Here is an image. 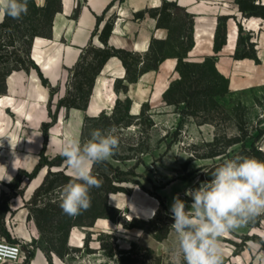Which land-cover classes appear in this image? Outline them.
Segmentation results:
<instances>
[{
    "label": "rangeland",
    "instance_id": "374dc122",
    "mask_svg": "<svg viewBox=\"0 0 264 264\" xmlns=\"http://www.w3.org/2000/svg\"><path fill=\"white\" fill-rule=\"evenodd\" d=\"M259 2L262 3L261 0ZM106 19L111 20L115 27V13L109 12ZM193 21L186 8L172 10L170 29H167L168 57L180 55L188 61L193 60L183 52L188 43L187 37L182 39L183 36H190ZM248 37L253 38L244 31V41L241 42L239 53L256 51L251 46L252 39L246 41ZM16 46L19 47V43ZM203 61L205 60L192 62ZM179 77L180 74H177L172 79L173 82ZM69 81L72 86L75 85L74 80ZM135 83H129L126 79L118 80L115 88L119 99L113 111L97 119L87 120L83 133L84 143L91 138L93 130L106 131L113 126L118 129V149L107 161L97 163L94 167L96 177L100 178L102 185L90 190L91 206L96 205L94 214L102 211L109 180L114 185L131 189L130 194L117 193L127 200L128 216L119 209L117 220L109 219L115 223L118 231L99 234L89 232L85 240L88 248L85 244L83 247L70 246L74 250L65 249L62 259L51 251L49 240L55 238L57 244H63L64 232H58L54 223L43 220L42 223L46 225L43 236L35 219L43 216L38 210H49L50 205L59 206V190L69 182L50 177L56 183L51 188V184H47L37 200L34 201L33 196L28 203L36 239L26 244L14 241L11 235L0 231L1 237L23 246L25 254L19 264L27 261L28 249L35 252L30 264L34 261V264H120L121 252H133L136 258L135 263L125 264H172V250L177 241L176 233L170 227L174 222L170 212L173 198L179 195L188 206L192 200L185 195L186 191L198 188L201 183L210 180L214 170L225 159L236 156L253 157L250 151L254 148L264 153V86L237 91L229 89L227 93L214 99L212 96L202 97L201 105L192 107L185 103L171 104L163 97L155 99L150 96L146 97L141 113L133 116L130 114L133 101L129 93L125 92L124 86L128 85L129 90L132 86L131 96L137 98ZM214 83L221 84L217 91H222L227 86L226 82L212 77L210 84ZM55 93L57 89L52 92L53 95ZM51 162L57 164V158ZM63 165H48L46 168L48 172L64 171ZM117 178L126 182H118ZM20 192L23 193L22 186L11 189L10 195L17 196ZM7 200L8 196L3 195V202ZM138 203L155 207L151 219H145ZM121 204L122 202L118 205ZM109 214L115 216L116 212ZM220 243L222 264H264V214L220 237Z\"/></svg>",
    "mask_w": 264,
    "mask_h": 264
},
{
    "label": "crops",
    "instance_id": "0c3cea01",
    "mask_svg": "<svg viewBox=\"0 0 264 264\" xmlns=\"http://www.w3.org/2000/svg\"><path fill=\"white\" fill-rule=\"evenodd\" d=\"M35 1L38 6H44L46 3V0ZM62 1L63 10L54 19L51 38L36 37L32 45V59L49 81V85L57 89V93L53 95L51 88L43 85L38 72L33 69L29 73L26 71L11 73L7 77V93L0 96V207L3 195H6L10 208L3 219V228L14 241L26 244L36 239V229L30 221L28 203L36 189L43 183L48 170L45 167L33 180H24L23 193L20 195L12 197L10 185L20 172H32L35 169L43 151L45 156L52 160L62 156L60 153L65 140L76 138L83 143L87 120L97 119L113 111L119 99L115 84L118 80L126 79L127 72L122 60L113 57L96 79L87 110L58 107L60 99L67 94L69 80L83 50L91 42L103 47L98 36L93 38L98 18H105L101 25L102 29L109 12L117 15L109 45L118 49L146 53L153 39H168V30L158 28L157 19L149 14L143 19L135 17L139 12L160 7L164 0H123L116 2L107 13V8L113 0ZM167 1H177L194 18L195 45L189 53L193 60H205L216 55V68L228 79L231 90L264 86V19L244 17L237 0ZM261 1L264 4V0ZM78 7L81 11L75 17V10ZM224 16L229 17L227 42L216 54L215 36L219 18ZM239 25L253 37L252 42L256 46L258 60L236 59L240 37ZM178 62L177 57H168L157 70L143 74L135 83L136 91L138 89L137 98L131 96L132 86L130 90L128 88L127 93L133 101L131 115L137 116L141 113L146 97L160 99L164 96L173 83L172 79L179 74ZM151 84L153 85L150 86ZM148 87L151 89L148 90ZM52 114H56V121L45 137L43 125L52 121ZM94 167L95 164L92 171ZM63 169L70 176L66 163ZM120 202L122 204L118 205ZM108 203L124 211L125 216H128L127 200L119 194H110ZM108 231L118 229L114 222L105 218L97 219L93 228L74 227L69 235V246L83 247L88 232L99 234Z\"/></svg>",
    "mask_w": 264,
    "mask_h": 264
},
{
    "label": "trees",
    "instance_id": "16d2710c",
    "mask_svg": "<svg viewBox=\"0 0 264 264\" xmlns=\"http://www.w3.org/2000/svg\"><path fill=\"white\" fill-rule=\"evenodd\" d=\"M123 0H113L107 8L106 13L115 5L116 2H122ZM240 11L246 18H262L264 19V4L259 0H237ZM183 8L177 1L164 0L163 4L154 9L139 12L135 15L136 19L145 18L146 14H149L152 18L157 19L158 28L170 29L169 22L173 9ZM63 10L62 0H46L44 6H38L35 0H28V10L26 15H22L19 19H13L5 16L4 20L0 22V96L7 93V77L15 71L36 70L42 80V83L46 87H50L54 93L55 88L49 85V81L44 77L40 68L32 59V45L33 40L36 37L51 38L54 19L56 15ZM81 8L78 7L75 10V17L80 14ZM105 13V14H106ZM192 19L194 20L193 16ZM229 17L224 16L219 18V25L215 36V52L218 54L227 42V21ZM103 18H98L97 26L93 32V38L99 37V40L103 44V47L95 46L91 42L82 52L80 59L73 69L70 80L75 81V85H71V81L68 83V91L64 98L60 99L59 108L79 109L87 110L89 102L93 93L95 82L99 74L102 72L106 63L113 57H117L122 60L124 67L126 68V80L129 83H135L146 72L157 70L160 64L168 58L166 51L168 45L167 40L153 39L149 50L142 54L125 49H118L109 45V39L114 31V24L111 20H108L105 26L101 29ZM98 32V33H97ZM190 36H183L182 39H188V43L183 52L189 54L194 45V21L192 22V30ZM239 43L236 52V59H255L258 60L257 52L253 53H239L241 42L244 41L243 34L244 29L242 25H239ZM251 37L246 38L251 41ZM19 43V47L16 46ZM251 46L256 50V46L253 42H250ZM179 60L177 71L180 74L179 79L174 81L169 89L164 94L163 98L168 103L179 105L181 103L187 104V106H199L202 97L212 96L214 99L216 96L224 95L229 91V81L226 77L219 73L216 68L217 56L207 57L203 62H192L186 60L180 55L176 56ZM135 63H132V61ZM214 75V76H212ZM212 77L218 79L220 82L227 84L226 88L222 91H217L221 84H210ZM125 92H128V85L124 86ZM212 99V100H213ZM199 100V102H197ZM52 113V112H51ZM52 121L43 125V132L45 137L48 135L50 127L56 121V114H52ZM251 156L258 160L264 161V153L257 148L250 151ZM65 159L57 157V164H53L49 160L44 151L41 154L39 164L32 172H20L15 181L10 185L11 189L15 187H21L24 178L33 180L37 177L38 173L44 167L50 165L51 167H62ZM96 165V164H95ZM92 174L96 176L94 169ZM50 177H56L58 179H64L70 181L71 176L67 175L64 171L52 172L49 171L45 181L35 191L34 201L40 196V192L46 187L47 184H51L50 188L56 183V180L51 181ZM98 178V177H97ZM100 179V178H98ZM118 182H126L117 178ZM110 185L105 189L106 197L102 203V211L99 214H94L96 211V205L91 206L88 210L82 211L79 215L69 216L63 213L60 206L50 205L49 210H38L43 216L37 217L36 222L39 230L44 236L45 226L42 221L46 220L47 223H54V228L58 232H64V243L57 244L55 238L49 240L51 251L55 252L60 258H64L65 249H70L67 246L69 235L74 227L93 228L94 223L99 218L117 220V216L120 213L119 209L111 207L108 204V196L110 194L126 193L130 194L131 189L114 185L113 182L108 180ZM21 194V192L19 193ZM14 197V195L12 196ZM3 201V197H2ZM9 198L6 202H2L0 207V231L3 234L7 232L3 228V219L6 213L10 210ZM164 206L163 203H161ZM141 214L145 219H151L155 213V207L146 206L138 203ZM110 212H116V215L109 214ZM157 216V214H156ZM155 216V217H156ZM90 233L88 232V235ZM8 235V234H7ZM10 238V237H9ZM87 239V238H86ZM62 242V241H61ZM16 243V242H12ZM85 247L88 248L87 241H85ZM27 261L25 264H30V259L34 257V250H26ZM70 254V253H69ZM126 262H136L133 252H121L120 264Z\"/></svg>",
    "mask_w": 264,
    "mask_h": 264
},
{
    "label": "clouds",
    "instance_id": "9594fccd",
    "mask_svg": "<svg viewBox=\"0 0 264 264\" xmlns=\"http://www.w3.org/2000/svg\"><path fill=\"white\" fill-rule=\"evenodd\" d=\"M27 10L28 0H0V22L5 16L19 19ZM118 147L115 126L93 130L84 143L65 140L60 154L72 179L58 193L63 213L76 216L91 207L90 190L102 185L92 167L107 161ZM185 195L191 197L190 205L177 195L170 207V227L177 236L172 264H222L220 237L264 214V161L249 156L225 159L210 180Z\"/></svg>",
    "mask_w": 264,
    "mask_h": 264
},
{
    "label": "built area",
    "instance_id": "2783aa9c",
    "mask_svg": "<svg viewBox=\"0 0 264 264\" xmlns=\"http://www.w3.org/2000/svg\"><path fill=\"white\" fill-rule=\"evenodd\" d=\"M0 264H19L24 258V248L21 244L12 243L0 237Z\"/></svg>",
    "mask_w": 264,
    "mask_h": 264
}]
</instances>
